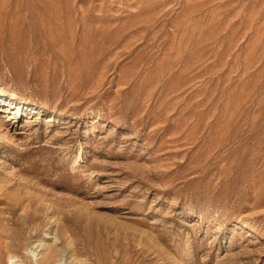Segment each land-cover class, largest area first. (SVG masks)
Returning <instances> with one entry per match:
<instances>
[{"label":"rangeland","instance_id":"obj_1","mask_svg":"<svg viewBox=\"0 0 264 264\" xmlns=\"http://www.w3.org/2000/svg\"><path fill=\"white\" fill-rule=\"evenodd\" d=\"M47 247L264 264V0H0V264Z\"/></svg>","mask_w":264,"mask_h":264},{"label":"bare ground","instance_id":"obj_2","mask_svg":"<svg viewBox=\"0 0 264 264\" xmlns=\"http://www.w3.org/2000/svg\"><path fill=\"white\" fill-rule=\"evenodd\" d=\"M46 250H47V252H45V255H44L46 260L55 258L57 256V254H55V255L51 254L50 250L53 251L52 247H47ZM27 251H28L27 253H32L33 254V250L31 248L27 249ZM52 253H54V251ZM14 258H15V256L10 255L9 259H10L11 264H19L21 262V261H19L17 259H14ZM69 263H67L64 259H60V258H55L54 261H52V262H48V263L46 262V264H69ZM78 264H84V263L83 262H79Z\"/></svg>","mask_w":264,"mask_h":264}]
</instances>
